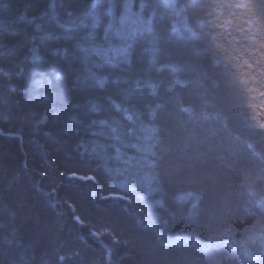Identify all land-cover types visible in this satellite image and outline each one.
Wrapping results in <instances>:
<instances>
[{"label": "trees", "instance_id": "trees-1", "mask_svg": "<svg viewBox=\"0 0 264 264\" xmlns=\"http://www.w3.org/2000/svg\"><path fill=\"white\" fill-rule=\"evenodd\" d=\"M0 264H264V0H0Z\"/></svg>", "mask_w": 264, "mask_h": 264}, {"label": "rangeland", "instance_id": "rangeland-1", "mask_svg": "<svg viewBox=\"0 0 264 264\" xmlns=\"http://www.w3.org/2000/svg\"><path fill=\"white\" fill-rule=\"evenodd\" d=\"M125 21H126V19L123 16L120 19H118L116 22H112V21L110 22V28H111L112 32L115 34V36L118 38H121V37L124 38L125 36H127V34L131 33L130 32L131 26L135 20L130 18L129 23H128V27H127V24ZM87 180H89V179H87ZM77 221H78V223H81V221L79 219H77ZM109 255H110V253L108 254V257H109Z\"/></svg>", "mask_w": 264, "mask_h": 264}, {"label": "bare ground", "instance_id": "bare-ground-1", "mask_svg": "<svg viewBox=\"0 0 264 264\" xmlns=\"http://www.w3.org/2000/svg\"><path fill=\"white\" fill-rule=\"evenodd\" d=\"M101 38V37H100ZM69 179H75V180H80V181H83V182H86L87 179H93V176H90L89 178H86L84 176H80L78 174H72V175H69L68 177ZM102 198H111V199H118V200H123V201H127L128 199L126 198V196L124 194H120V193H115V194H112L110 196H107V197H102ZM128 202V201H127ZM95 238H97V236L95 235L94 236ZM108 252L110 253V257H108V259L110 261H112V250L110 249V247L108 248ZM108 253V254H109Z\"/></svg>", "mask_w": 264, "mask_h": 264}, {"label": "water", "instance_id": "water-1", "mask_svg": "<svg viewBox=\"0 0 264 264\" xmlns=\"http://www.w3.org/2000/svg\"><path fill=\"white\" fill-rule=\"evenodd\" d=\"M109 257H110V255H109Z\"/></svg>", "mask_w": 264, "mask_h": 264}]
</instances>
